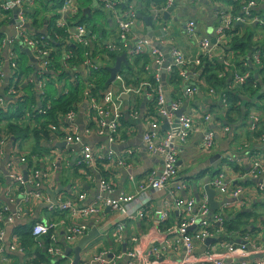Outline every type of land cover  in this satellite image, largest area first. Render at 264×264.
I'll use <instances>...</instances> for the list:
<instances>
[{
	"label": "crops",
	"instance_id": "obj_1",
	"mask_svg": "<svg viewBox=\"0 0 264 264\" xmlns=\"http://www.w3.org/2000/svg\"><path fill=\"white\" fill-rule=\"evenodd\" d=\"M89 1L91 3L85 5ZM133 1L138 12L144 16L155 12V10L164 11L168 6H164V0ZM56 2L55 0H35L33 5L29 6L23 13V16H26V22L31 26V29L28 30L32 34L35 35L37 33L39 34L38 36L49 35L51 29L57 25L56 21L59 18H56V13H59V6ZM76 2L80 17L87 15L88 18H91L93 11L103 12V18L98 15L96 20H89L88 22L94 25L93 32H95L96 38L100 39V44L113 40L115 34L112 32L115 30V24L109 14L104 11L101 2L99 0H76ZM174 2L176 5L167 21L159 20L162 19L161 14L155 15L156 22H153L149 29L142 19H138L135 31L141 37L146 36L150 30L153 31V39L163 41L161 43L163 44L161 45L163 49L161 52L163 54L166 52L167 61L170 60L168 56L169 45H174L181 50L184 58L190 62L187 76L182 78L183 81L174 90V98L172 97L173 100H179L180 108L183 109L182 113L191 115L195 121V126L190 136L184 142H180V144L179 141L177 142L179 146L177 165L180 177L187 182V189L182 193V196L184 198L192 196L198 202L204 195L206 196L204 184L207 183L208 178L220 171L225 172L227 177L232 179V186L240 184L245 189L240 199L241 202L228 195L221 196L216 192L217 213H219L221 208L225 212L224 226L226 236L224 239L243 242V236L247 233L254 237L258 244L262 245L264 244V187L262 190L256 189L255 185L258 180L253 176H249L248 173L251 170L253 161L264 163V137H262V134H264V3L257 0L258 5L251 9L252 14L257 18L256 20L252 19L253 16H251L247 21L237 22L238 25H236L237 23L232 25V29L228 32L227 40L222 45L221 51L213 55L220 65L222 64V66L213 67L219 78H222L226 71H229V79L232 81L231 74L235 70L240 71L241 68H244V70L246 68L245 71L257 83V92L255 94H252V89H248L241 100L238 101L237 110L227 111L226 103L223 104L222 102V93L224 91L228 92L232 86L230 85L229 89V85L227 87L222 85L216 87L209 84L204 76L205 71L202 68V60L198 64H193V60L201 56V52L197 42L188 36L186 23L191 20L196 21V34L199 38L207 37L212 45L214 43L213 38L216 35V28L220 23L218 11L231 9L232 4L230 0H175ZM162 5L164 6L163 8ZM84 8H89V12L81 15L80 11L82 12ZM9 15L10 17L7 20L0 16V66L5 79L8 80L7 83L3 82L0 84V97H7L8 83L12 82L11 79L14 76H21L23 82L20 87L23 89H21L23 98L14 97L15 101L20 100L19 103L22 105L23 100L30 99V105L33 109H38L46 104L51 105V102L67 92L65 79L51 80L47 77H41L40 73L38 74V67L28 50L25 48L26 51L16 43L14 45L17 46L18 66L16 70L10 66V63L6 60L8 48L6 45L3 46L2 41L15 36L17 24L9 22L12 12ZM77 15L73 17H77ZM67 16L70 17L68 13ZM77 19L71 20L74 22L78 21ZM248 35L250 37V40H248L249 49L244 55L235 56L234 52L230 50L228 42L234 36L248 37ZM88 36L90 37V35ZM225 47L227 51L224 50ZM89 52L91 56L94 55L91 49ZM59 53L63 55V51ZM257 53L260 61L258 63L253 60V56ZM166 59H164V63ZM60 62L63 63L62 59ZM151 67L155 68L154 63H151ZM127 71L125 75H128L129 71L133 70L129 69ZM50 72L52 73L53 71L50 70ZM76 72V68L72 66L65 70V74L69 75L70 81H74L73 75ZM133 74L134 79L141 77V74L137 71H133ZM51 77L52 75L50 74L49 78ZM39 83L43 85L42 94L40 93ZM135 85V87L139 86V84ZM187 85L197 86V92L191 96L185 95L184 89ZM210 87L216 91L214 90L211 93ZM168 89L169 92L173 91L171 87H168ZM85 93L86 90H83L77 103L73 106L74 120L72 121L66 118V113L59 114L52 121H48L46 126L42 128L41 122L44 120V116L39 114L30 115L28 110L25 111L28 112V115L24 112L26 115L25 120V115L23 114L25 124L35 125L46 132L45 134L43 132L45 138L38 143L32 137L15 139L8 135L9 137L5 138L6 134L3 128H6L9 120H0V208L7 205L12 212L19 210V216L13 220V223H0V230L3 231L2 235L0 233V244L4 248L5 257L4 260H0V264H24L29 261L30 257L22 253L23 249H12L10 243H13L12 236L14 235L13 228L15 226L34 223L37 220L58 223L56 229L58 243L64 251L63 258L66 257L62 263L74 260V254L69 253L66 255L65 248L73 246L76 241L67 243L63 240L62 234V231L74 224H85L87 232L93 230V228L98 231L97 237L80 254L78 263H86L98 251L113 250L117 252L118 250L122 254L130 246L117 244L113 240L111 232L119 221H123L127 235H138L139 238L143 236V239L139 241V246L144 252L152 245H159L166 235L165 227L173 226L178 221V210L171 204L170 209H168V218L161 224L159 230L157 227L159 222L157 220L160 219V210H163L159 200H155L151 204L148 213L143 219L135 220H129L126 216H121L106 206H101L97 214L88 216L73 215L67 211H60L56 207H51L55 204L50 203L51 193L53 192H55V199L57 197L70 198L75 201L77 206L92 205L96 200L99 194L98 180L100 179L99 176H101V169L96 170L88 167L86 172L84 167L77 165L82 145H87L94 154L107 155L112 152L116 156L123 157L125 161L128 160L125 165L106 163L105 167L102 168L104 178L111 183L113 189V192L109 194L111 197H116L121 193L138 197L139 193L137 190L141 184H146L148 175L152 172L158 174L162 170L161 156L153 152L150 153L146 149L142 138L143 132L148 128L149 123L152 122V116L144 114L148 108L145 102L146 96L143 94L142 100L137 93L122 94L121 112L123 116L121 124L123 125L120 134L125 138L122 137L123 139L120 141L109 143L105 134H99L96 131L97 127L92 125L94 117ZM137 98L139 99L136 104ZM8 104L4 103V105H1L3 108L0 107L5 116L12 114L14 108L17 110L19 106L15 104L13 108L9 107ZM135 105L139 111L133 108ZM129 109L130 112L131 110L137 111L136 118L130 115ZM225 111L227 112L225 113ZM208 115L210 117L208 121H205L203 117ZM175 119L176 117L173 116L170 124H173ZM11 120L14 119L11 117ZM50 124L58 125L57 127L61 128V130L63 129V131L60 133L53 132L49 127ZM253 125L258 126L257 130L260 128L262 133L259 136H257L259 132L253 130ZM207 129L214 130L216 134L215 144L211 149L204 150L201 147V141ZM177 130L178 127L176 128ZM165 131L160 127L158 135L164 134L163 132ZM73 132L78 133L81 137V142L67 143L63 140L64 134ZM1 140L3 143H1ZM22 157L25 159L24 162L20 160ZM232 162L235 163V166ZM242 168L247 170L243 175L239 171ZM10 174H26V176H23L25 180L30 179L31 174L38 182H43L44 185L39 187L43 198L32 200L31 204H27L21 201V195L17 192H14L13 195H8L10 188L13 186ZM78 193L85 194L82 201L77 200ZM11 199L14 201H11ZM224 201H230V204L225 205L224 203L222 206ZM219 202H221V208H219ZM16 222L18 224L15 225ZM9 227H12L10 232L8 231ZM227 229H231L230 234L227 233ZM42 237H39L41 242L43 241L40 239ZM173 238L170 237L168 239ZM211 242L208 243L209 245L205 242L204 244L197 243L195 254L200 255L207 248L219 251L220 248L216 246L215 241L212 240ZM18 244L21 247L19 240ZM181 255V245L161 251L163 261L159 264H174ZM263 255V253L251 254L246 259L256 260L264 258ZM228 262L231 263L229 259ZM49 264H52L51 259Z\"/></svg>",
	"mask_w": 264,
	"mask_h": 264
},
{
	"label": "built area",
	"instance_id": "obj_2",
	"mask_svg": "<svg viewBox=\"0 0 264 264\" xmlns=\"http://www.w3.org/2000/svg\"><path fill=\"white\" fill-rule=\"evenodd\" d=\"M11 1L18 8L16 16L21 23L16 25V34L13 38L3 40V46H8L6 60L10 63V66H12L13 69H17L18 56L14 49V42H21L25 47L30 49L34 63L38 67V74L40 73L41 77H47L49 79L50 74L46 73L50 72L48 67L51 64L50 61H52L51 54L53 50H57V47L54 48L53 46H49V43L43 35L36 36L23 26V23L27 21L26 16L24 17L23 13H25L29 6L33 5L34 0ZM99 1L101 2L104 11L107 12L114 21V34L117 39L113 38V40H108L104 44H100L99 40H96L98 51L94 53L93 56H91L89 52L90 49L85 52L83 54V60L79 63L77 70L82 73V76L86 78V80H88L87 82L90 84L91 79L94 78L96 72L99 71V66L103 65L106 66V68L108 67L107 64H105L106 60H109L108 55L103 49L105 50L106 48L110 52L116 50L122 51V49H124L122 53L126 55L127 59L131 60L138 54L147 53L151 57V63H154L155 68H153V74L155 80L158 81V86L157 88H152L151 84L146 80L141 81L138 87L131 84L127 85L123 74L119 72L116 74L115 80L102 92L103 96L101 99L90 95L88 91L89 89L87 88L85 94L94 117L92 125L97 127L96 131L99 134H105L109 143H114L118 141L119 127L121 126L123 116L121 112L122 94H140L143 92L147 98H150L155 94L156 114L159 120L156 121V118L152 117V122L149 123L148 128L143 132L142 138L146 149L150 153L153 152L161 156L162 170L159 175L154 172L148 175L146 184H141L137 190L139 193L138 197L136 195L124 193H121L116 197H111L109 195L113 192L111 183L104 177L99 176V194L92 205L77 206L75 201L70 198L57 197L56 203L51 207H56L60 211H67L73 215L88 216L95 213L97 214L101 206H106L112 209L115 213H119L121 216H126L129 220H135L143 219L148 213L151 204L155 200H159L163 207V210H160L159 212L160 219L157 220V222H159L157 224L159 230L161 224L168 218V209H170L171 204L177 208L179 216L178 221L173 226L165 227L164 230L166 235L161 243L159 245L150 246L146 252L141 250L139 246V241L143 239V236L139 238L138 235H127L123 221H119L115 224L111 232L113 240L116 241L117 244L130 246L126 248L122 254L119 253L118 250V253L113 250L98 251L86 263L76 264H159L163 261L161 258V251L175 248L177 245H181L182 255L174 262V264H264V258H258L256 260L246 259L251 254H264V244H258V241H256L254 237L246 233L243 236V242L227 241L224 239L226 236L224 226L225 212L223 208L220 207L221 202H219V208L221 209L219 213H217L218 209L216 211L210 209L209 202L205 195L198 202L192 196H189L188 198L182 196V193L187 189V182L180 177L181 175L177 165L179 155V146L177 145V142L179 141L180 144V142H184L190 136L194 129L195 121L191 115L186 113H182L178 117L174 115V112L180 108V102L179 100H171L169 104L167 103L161 81V74L162 72H165L166 76L173 70V68H178L179 75L182 78H185L188 74V65L190 62L184 58L181 50L174 45H169L170 49L168 56L170 57V60L167 61L166 52L164 54L161 52V50H163L161 48V45H163L161 44L163 43L162 40L156 41L154 39L139 36L135 31L138 20V10L134 1ZM174 1L175 0H165L164 6L170 5ZM260 1L264 3V0ZM58 2L59 19L56 21V26L66 27L67 32L70 34L71 43H82L84 45L90 43V46H92L94 39L97 38L93 37V35L92 38H86L88 36L87 33L89 32L86 24L76 23L70 20V17L77 15L79 10L76 0H58ZM242 4L239 14H233L231 9H222L218 11L220 23L215 31L216 35L213 38L214 43L211 41L212 45L207 37H198L196 34V21L191 20L186 23L188 36L197 42L201 52V56L197 57L196 60H193L194 65L200 63L203 56H207L211 59L215 53L221 51V47L228 37L227 32L232 29V25L235 22L247 21L251 16H253L252 19H257L254 17L251 10L258 5L257 0H242ZM164 6L162 5V8ZM8 10L9 7L5 0H2L0 2V16L3 19L10 17V15H7ZM67 13L70 17L67 16ZM54 36L56 38L59 37L57 34ZM58 51H63V63H60L64 66L65 70L71 68V66L74 68L77 67L71 63L73 60L72 51L68 50L65 46L59 47ZM255 55L253 56V60L257 63L260 62L257 56L259 54L257 53ZM164 59H166L165 63ZM145 69L146 71H149L150 66H146ZM248 77L249 73L247 71L240 73L235 70L232 74L233 80L228 84L229 89L230 85L232 86L231 89H233L235 86L244 84ZM11 80L12 82L8 87L7 96L12 95L14 97H19L18 99H22V90L19 87V83L23 82V78L14 76ZM3 82L7 83L8 80L5 79L0 66V84ZM91 85L93 84L91 83ZM39 86L41 88V90L39 89L40 93L42 94V83H39ZM197 90V86L187 85L184 89V93L187 96H191L195 94ZM210 92H214V89L211 87ZM225 96L226 92L224 91V93H222L223 104L226 103ZM4 103L6 102L0 97V105H4ZM50 107V104H46L45 106H40L38 109L32 108V111L39 115H45ZM25 114L28 115V112H25ZM130 115L133 118H136L137 111H131ZM173 116H175L178 121V130L174 132L172 129H167L163 132L164 134L158 135L161 124L165 120L170 124ZM209 117L210 115L204 116L203 119L208 121ZM66 118L70 121L74 120V111L71 110L67 112ZM57 126L58 125L54 124L49 125L53 132L60 133L63 131V129L61 130V128ZM257 127L258 126L253 125V130H257ZM215 135L214 130H205L201 141V147L204 150H209L214 146ZM63 136V140L67 143L81 142V137L77 132L71 134L67 133ZM4 137L7 138L6 135ZM262 137H264V134H262ZM1 143H3L2 140ZM20 160L22 162L25 161L23 157ZM106 163L125 165L126 161L123 157L116 156V154L112 152L107 155H102L100 153L94 154V152L90 151L87 145H82L77 165L83 167L85 164L87 167L97 170V165ZM248 175L253 176L258 180L255 188L262 190L264 187V163L262 164L259 161H253ZM23 176L24 174H10L13 186L10 188L8 195H13L14 192H17L21 195V201L27 204H31L32 200L42 199L43 195L40 192L39 187L44 185L43 182H38L31 174L30 179L28 180H25ZM206 184L215 189L219 195H228L241 202L240 199L245 188L240 184L232 186V179L228 178L225 172L220 171L215 173L207 180ZM84 197V193H78L76 198L78 201H82ZM11 201L14 200L11 199ZM224 203L225 205H229L230 201H224L222 206ZM18 216V209L12 212L7 205L0 208V223H13V220L18 218ZM57 226L58 223L56 222L44 220H37L31 224V232L35 238L49 236L50 244L47 247V252L50 255L52 264H56L58 258L64 257V251L58 243L59 240L56 233ZM190 227H192V230H190ZM0 233L2 235L3 231L0 230ZM85 233H87L85 224H74L62 231L63 240L67 243L77 241ZM170 237L174 238L168 239ZM12 238L13 243H10L11 248L21 250L22 247L18 244V237L13 235ZM207 238H213V241H215L216 246H218L220 250L216 251L207 248L200 255H196V244L206 243ZM3 251L4 248L0 244V260L5 259ZM228 259L231 263L228 262ZM62 264L74 263L71 261Z\"/></svg>",
	"mask_w": 264,
	"mask_h": 264
},
{
	"label": "trees",
	"instance_id": "obj_3",
	"mask_svg": "<svg viewBox=\"0 0 264 264\" xmlns=\"http://www.w3.org/2000/svg\"><path fill=\"white\" fill-rule=\"evenodd\" d=\"M127 1H131V0H127ZM164 2H165V0H164ZM230 2L232 4L231 12L233 14H239L240 10L242 8V5H243L242 1L230 0ZM80 13L82 15L81 11H80ZM57 17H58V13H56V18ZM81 17H80V14L78 13L77 17H70V20L78 18L77 19L78 21H74V22L85 23L88 30H90L92 32L90 37L92 35H93V37H97L95 35V32H93L94 25L90 24L88 22L90 20V18H88L87 15H82ZM235 23H237V22H235ZM236 25H238V23ZM112 33L114 34V31ZM55 34H57V36H59V37L56 38L54 36ZM35 35H39V34L35 33ZM44 38H46L47 42L49 43V46L57 47V49L61 46H65L68 50L73 52V60L71 61V63H72V65L77 66L76 67L77 72L75 73V75H73V78H75L74 81H70L69 75L65 74V68L60 63V60L63 59V55H61V53H59V51L58 52L54 51V50L52 51V54H51L52 61H50L51 64L48 68L51 71H53L54 74L49 79H51V80H62L64 78L67 92H65L58 99H55L53 102H51V107L48 109L47 113L45 115H42V116H44V120L41 122L42 128H44V126H46L48 121H52L53 118L57 117L59 114H65V113L73 110L74 109L73 106L77 103V100L80 98L79 96L83 90H86L88 88L90 95H93V96L97 97L98 99H101L103 96L102 92L109 87V85L106 84V80L108 78V70H107L106 66H103V65L99 66V71H97L94 78L91 79L90 84L87 82L88 80H86V78H84L82 76V73L77 70L79 63L83 60V54L85 52H87L89 49H91L93 53H96L98 51V48H97L98 46L96 45V43H97L96 40H100V39H98V38L94 39V43L92 46H90V43H88L87 45H84L82 43H77V44L73 43V42L71 43L70 42V34L67 32L66 27H58L56 25L54 28L51 29L49 35L48 34L44 35ZM86 38H89V36H87ZM114 38L117 39L116 36ZM248 40H250L249 35H248V37L247 36L246 37L234 36L228 42V45L230 47V50L234 52L235 56L236 55H244L246 53V51L249 49ZM224 50L227 51L226 47L224 48ZM103 51H105L107 53L108 59H109L108 61L106 60L105 64H107V66H111L114 63L111 64L110 61H112V60L115 61L116 57L120 54V52L124 51V49H122V51L116 50V51L110 52L109 50H107L105 48V50L103 49ZM201 60H202L201 63H202L203 71H205L204 76H205L206 81L209 84L216 86V87L221 86V85L227 87L228 84H230L231 79H229V71H226V74L224 76H222V78H219L218 73L216 71H214L213 67L222 66V64L220 65L218 60H216L214 57L209 59L207 56H203V58H201ZM127 61H128L127 64L122 65V70L120 72L123 74V77H124L127 85L139 84L141 81L146 80L151 84L152 88H157L158 81L155 80V76L153 74L154 70L151 67V57L149 54H147V53L138 54L132 60L127 59ZM148 65L150 66V69H149V71H146L145 68ZM129 69L133 70L134 72H136V71L139 72V74H141V77L139 76V78L134 79L133 71H129V74L125 75V73L128 72L127 70H129ZM234 69H236V68H234ZM245 70H246V68H245ZM245 70H244V68H241V70L239 72L244 73V72H246ZM46 74H51V72H47ZM166 76H167L165 78L166 85L169 88L171 87V89L173 90V91H170V97L172 99V97L174 98V90H176L179 83L183 80H182V77L179 75L178 68H173V70L170 73H168ZM91 83L93 85H91ZM20 86H22V83L20 84ZM20 88L22 89V87H20ZM248 89L249 90L252 89V91H251L252 94H255L257 92V83L254 81L253 77L250 75L244 84H242L240 86H235L233 89H230V90H228V92H226L225 101H226V105H227L226 108H228L226 110L227 111L237 110L238 101L241 100V98L246 93V91H248ZM154 92H155V90H154ZM139 96L143 100V92H141L139 94ZM155 97H156L155 94H153L150 98L145 97L146 98L145 102H146L148 108L146 109L147 113L144 112V114L155 117L156 121H157V120H159V118L156 114ZM3 99H4V101H6V103H9L8 104L9 107H13V108H14L15 104H18L20 102V100L15 101L14 96H12V95H9L7 97L3 96ZM138 99L139 98L136 99V104H137ZM18 105H19L18 109L16 110L14 108V111L12 112V114L7 115V116H5V113H3L2 109H1L3 107H1V105H0V107H1L0 108V120L1 121L6 120V119L9 120L6 124V128H3L4 133L6 134V136L9 135L10 137H13L15 139L24 138V137H32L34 139V141L36 143H38L39 141H41V139L45 138V136L43 135V132H44V134L46 132L43 129L37 128V126H35V125L30 126L29 124H25L23 121V118H22V116L26 110H28L30 112V114L37 115L35 112L32 111V108L30 105V99H25V100H23L22 105H21V103H19ZM133 108L138 110L136 105ZM227 111H225V113ZM128 112H130V109ZM11 117L14 120L10 121ZM122 125L123 124H121V126L119 127L118 141L125 138L124 136H122V134H120V131L122 129ZM255 132H259V134L257 136H259L262 133L260 131V128ZM126 161L128 162V160H126ZM105 165L106 164L97 165V168L99 170L101 169V172H100L101 176L104 174L102 168L105 167ZM233 165L235 166V163H233ZM83 167H84V170L87 172V169H88L87 165L84 164ZM239 171L241 174H244L247 170L242 168L241 170L239 169ZM212 176H213V174H212ZM103 177H105V176L103 175ZM31 224H32V222L27 223V224L17 225L13 228V234L18 237L19 243L23 249L22 253H24V255H28L30 257L29 261L25 262L24 264H49L51 258L47 252V247L50 244V239H49V237H42V238H40L43 240L41 242L39 240V238H35L31 232ZM230 232H231V229H227V233L230 234ZM65 258H63V257L59 258L57 260L56 264H62V262L65 260Z\"/></svg>",
	"mask_w": 264,
	"mask_h": 264
},
{
	"label": "water",
	"instance_id": "obj_4",
	"mask_svg": "<svg viewBox=\"0 0 264 264\" xmlns=\"http://www.w3.org/2000/svg\"><path fill=\"white\" fill-rule=\"evenodd\" d=\"M5 2L12 12V16H11L9 22L13 23V24H20L21 22L18 20V18L16 16V13L18 12L17 6H15L11 0H5ZM175 5H176L175 2H172L170 5L167 6L166 10H164V11L155 10V12H152L151 14H149L147 16H144L142 13L138 12L137 18L142 19L144 21V23L147 25V27L150 29L153 22H156L155 18H154L155 15L161 14L162 19H159V20L167 21V19L170 18L171 11L175 7ZM86 12H89V8H84L82 10V13H86ZM23 26L27 29H31V26L28 22H24ZM89 33H90V31L88 32V35H89ZM144 37L148 38V39H153L154 38V32L150 30L148 32V34ZM17 45L20 46L21 48H24V49L26 48L28 50V52L30 53V49L25 47L21 42H18ZM30 55H31V53H30ZM166 57H167V55H166ZM127 62L128 61H127L126 55L124 53H122L121 55H118L116 57L114 64L112 66L107 67V70H108V78L106 80L107 85H109L111 82H113L115 80L116 74L121 72L122 65L127 64ZM161 81L163 84V89L165 92V97H166L167 103L169 104L172 99L170 97V92H169V89H168L166 82H165V72H162V74H161ZM168 107H169V105H168ZM182 110L183 109L179 108L177 111L174 112V115L176 117H178L180 114H182ZM174 121L175 122L173 124H169L167 122V120H165L161 124V128L164 130L173 128L172 130L175 132L176 128L178 127V121H177V119H175ZM63 145H64V142H63ZM159 174L160 173H158L157 175H159ZM24 176H26V174H24ZM204 191L206 192V196H207V200L209 202L210 209L212 211H216L218 209V202H217V200H215V195H216L217 191L215 189H213L212 187H210L208 184H204ZM51 197L52 198H51L50 203H56L55 192L51 193ZM16 224H18V222H16L15 225ZM12 227H9V230H8L9 232L12 230ZM190 230H192V227H190ZM97 235H98L97 229L93 228V230H91V231L87 232L86 234H84L83 236H81L73 246H67L65 248V254L68 255L69 253H73L74 254L73 263L74 264L78 263L79 259H80L81 252L85 249V247L91 241H93L97 237ZM212 240H213V238H207L206 243L208 244Z\"/></svg>",
	"mask_w": 264,
	"mask_h": 264
},
{
	"label": "clouds",
	"instance_id": "obj_5",
	"mask_svg": "<svg viewBox=\"0 0 264 264\" xmlns=\"http://www.w3.org/2000/svg\"><path fill=\"white\" fill-rule=\"evenodd\" d=\"M35 1V0H34ZM55 1H57L56 2V4L59 6V2H58V0H55ZM131 1H133V0H131ZM58 9H59V7H58ZM9 13L11 14V10L9 9L8 11H7V15H9ZM138 13V12H137ZM58 16H59V13H58ZM58 18V17H57ZM6 20L8 19V18H5ZM138 19V18H137ZM90 31V30H89ZM92 34V32L90 31V33H89V35H91ZM87 35H88V33H87ZM36 36H38V35H36ZM2 43H3V41H2ZM14 44H15V42H14ZM16 44H17V42H16ZM6 47L8 48V46L6 45ZM55 48V47H54ZM14 49H15V51H16V53H17V46H15L14 45ZM55 51H57L58 52V49L57 50H55ZM60 52V51H59ZM54 73L52 72L51 73V75H53ZM17 77H21V76H17ZM22 83V82H21ZM20 83V84H21ZM20 84H19V86H20ZM9 85H10V83H8V87H9ZM8 90V89H7Z\"/></svg>",
	"mask_w": 264,
	"mask_h": 264
},
{
	"label": "rangeland",
	"instance_id": "obj_6",
	"mask_svg": "<svg viewBox=\"0 0 264 264\" xmlns=\"http://www.w3.org/2000/svg\"><path fill=\"white\" fill-rule=\"evenodd\" d=\"M89 3H91V2L90 1L86 2L85 5H87ZM98 15L103 18V12L102 13H98V11H93V14H92V17L90 18V20L91 21L96 20L98 18ZM136 26H137V24H136ZM110 63L113 64L114 61L112 60V61H110ZM25 120H26V118H25ZM23 121H24V119H23Z\"/></svg>",
	"mask_w": 264,
	"mask_h": 264
}]
</instances>
